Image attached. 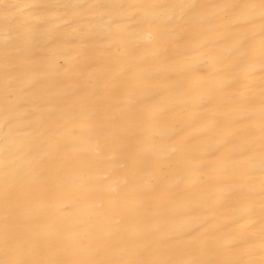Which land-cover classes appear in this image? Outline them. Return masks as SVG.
Masks as SVG:
<instances>
[{
    "label": "bare ground",
    "instance_id": "1",
    "mask_svg": "<svg viewBox=\"0 0 264 264\" xmlns=\"http://www.w3.org/2000/svg\"><path fill=\"white\" fill-rule=\"evenodd\" d=\"M0 264H264V0H0Z\"/></svg>",
    "mask_w": 264,
    "mask_h": 264
}]
</instances>
